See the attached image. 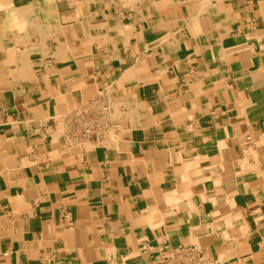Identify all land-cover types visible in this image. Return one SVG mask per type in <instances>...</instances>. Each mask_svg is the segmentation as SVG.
Masks as SVG:
<instances>
[{
  "label": "crops",
  "instance_id": "0c3cea01",
  "mask_svg": "<svg viewBox=\"0 0 264 264\" xmlns=\"http://www.w3.org/2000/svg\"><path fill=\"white\" fill-rule=\"evenodd\" d=\"M188 248L264 264V0H0V264Z\"/></svg>",
  "mask_w": 264,
  "mask_h": 264
},
{
  "label": "built area",
  "instance_id": "2783aa9c",
  "mask_svg": "<svg viewBox=\"0 0 264 264\" xmlns=\"http://www.w3.org/2000/svg\"><path fill=\"white\" fill-rule=\"evenodd\" d=\"M181 256L175 260H168L164 264H208L203 255L195 249H184Z\"/></svg>",
  "mask_w": 264,
  "mask_h": 264
},
{
  "label": "bare ground",
  "instance_id": "6f19581e",
  "mask_svg": "<svg viewBox=\"0 0 264 264\" xmlns=\"http://www.w3.org/2000/svg\"><path fill=\"white\" fill-rule=\"evenodd\" d=\"M94 1V0H93ZM229 6V5H228ZM69 9V8H68ZM172 22V21H171ZM177 56V55H176ZM59 119V118H58ZM109 134V133H108Z\"/></svg>",
  "mask_w": 264,
  "mask_h": 264
}]
</instances>
